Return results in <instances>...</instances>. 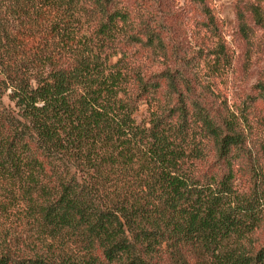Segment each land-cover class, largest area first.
I'll return each mask as SVG.
<instances>
[{"label": "trees", "instance_id": "trees-1", "mask_svg": "<svg viewBox=\"0 0 264 264\" xmlns=\"http://www.w3.org/2000/svg\"><path fill=\"white\" fill-rule=\"evenodd\" d=\"M167 1L0 0V264H264V78L215 93L221 27L189 0L184 57Z\"/></svg>", "mask_w": 264, "mask_h": 264}, {"label": "rangeland", "instance_id": "rangeland-1", "mask_svg": "<svg viewBox=\"0 0 264 264\" xmlns=\"http://www.w3.org/2000/svg\"><path fill=\"white\" fill-rule=\"evenodd\" d=\"M206 1L214 14L216 23L221 27L223 39L231 58L230 63L217 73L211 72L206 66L203 72L208 73L203 77V81L209 84L215 93H221L232 103L248 93L258 79L264 78V31H258L251 42L245 41L239 35L236 25L235 7L238 0ZM259 1L264 4V0ZM190 5L189 0H168L159 8L160 10L167 9L164 14L167 13L169 17H164V19L172 28L176 29L173 39L181 45L184 44V47L180 48V52L187 51L184 57L190 56L199 49L190 32L194 18L197 17V15L192 17L193 11ZM159 13L162 14L163 11H159ZM212 47L213 43L211 42L207 49H212ZM169 64L175 65L174 62H169ZM165 66H167L165 63L155 65L151 70L157 71ZM202 66L205 65L202 63ZM146 115V105L141 103L136 112L137 121L141 122ZM261 237L264 239V232Z\"/></svg>", "mask_w": 264, "mask_h": 264}]
</instances>
